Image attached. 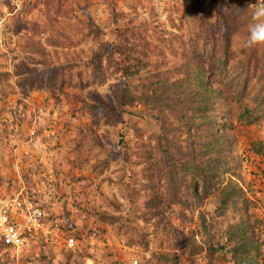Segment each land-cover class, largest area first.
Here are the masks:
<instances>
[{
  "label": "rangeland",
  "instance_id": "374dc122",
  "mask_svg": "<svg viewBox=\"0 0 264 264\" xmlns=\"http://www.w3.org/2000/svg\"><path fill=\"white\" fill-rule=\"evenodd\" d=\"M259 5L264 0H0V207L20 196L46 213L44 231L24 233L22 253L0 239V264H233L218 246L245 215L230 210L215 217V195L186 207L167 196L160 207L165 223L156 226L150 217L152 200L167 192L164 179L155 191L146 190L144 155L155 148L160 124L144 105L123 104L128 79L96 56L129 40L148 43L151 65L141 74L159 70L175 78L174 62L215 38L205 39L199 17L208 16V27L220 32ZM229 37L233 54L248 52L236 31ZM55 67L69 80L62 89L47 83ZM34 69L42 86L22 85ZM96 101L106 109L99 126L88 110ZM234 123L228 131L236 137L234 179L252 202L249 221L261 244L253 264H264V151L259 155L252 146L264 148V122ZM99 212L120 221L103 223ZM70 238L74 248L66 244ZM193 238L204 251L194 252ZM161 254L171 259L161 261Z\"/></svg>",
  "mask_w": 264,
  "mask_h": 264
},
{
  "label": "trees",
  "instance_id": "16d2710c",
  "mask_svg": "<svg viewBox=\"0 0 264 264\" xmlns=\"http://www.w3.org/2000/svg\"><path fill=\"white\" fill-rule=\"evenodd\" d=\"M245 14H237L232 26L220 32V28L208 27V16L199 17L198 28L205 34V39L206 35L208 39L215 38L208 43L199 42L203 45L198 47H190L192 56L183 63L174 62L175 78L159 70L141 74L151 65L147 50L152 49L148 43L141 45L129 40L125 45L107 49V54L101 50L96 56L99 63L106 59L128 79L121 94L123 104L144 105L160 124L155 148L150 147L144 155V170L148 177L146 190L153 191L164 179L167 192L161 191L152 200L150 217L157 218L156 226L165 223L160 207L167 196H171L173 205L186 207L200 205L203 199L215 195L218 197L215 217H224L230 210L245 215L229 225L225 244L218 246V251H226L222 254L226 258V254H231L233 264H253L261 249V244L253 238L255 234L248 216L252 202L247 198L246 190L234 179L239 167L237 159L233 158L236 137L228 132L234 128L235 121L245 126L264 122V43L249 47L242 56L231 52L229 36L233 31L243 37L244 42L248 38L249 25L253 21L252 15L248 14L241 22ZM236 48L244 50L243 47ZM117 55L121 61L115 58ZM34 71L33 79H23L22 85L32 81V84L42 86L43 78ZM67 81L66 73L59 67L53 68L47 79L48 84L57 83L60 89ZM253 84L256 90L249 96L248 90ZM234 85L241 88L237 90ZM102 105L96 101L88 106L98 126L106 119V109ZM252 146L255 153L263 155L262 143ZM149 214L143 215L145 220L148 219L146 221L150 219ZM97 217L109 225L120 221L119 216L107 212H99ZM201 218L205 224V216ZM192 240L194 252L204 251L195 238ZM209 251L215 252L211 246ZM159 259L168 261L171 258L169 254H161Z\"/></svg>",
  "mask_w": 264,
  "mask_h": 264
},
{
  "label": "built area",
  "instance_id": "2783aa9c",
  "mask_svg": "<svg viewBox=\"0 0 264 264\" xmlns=\"http://www.w3.org/2000/svg\"><path fill=\"white\" fill-rule=\"evenodd\" d=\"M262 3L263 0H257ZM45 211L33 203L23 200L20 196L11 200V204L6 203L0 207V239L7 248L22 253L24 246V233H40L45 230ZM20 220L22 224L16 222ZM69 248H74L77 241L70 238L66 241ZM132 264H138L137 261Z\"/></svg>",
  "mask_w": 264,
  "mask_h": 264
},
{
  "label": "clouds",
  "instance_id": "9594fccd",
  "mask_svg": "<svg viewBox=\"0 0 264 264\" xmlns=\"http://www.w3.org/2000/svg\"><path fill=\"white\" fill-rule=\"evenodd\" d=\"M252 21L249 25L246 47H252L264 43V5H259L252 13Z\"/></svg>",
  "mask_w": 264,
  "mask_h": 264
}]
</instances>
